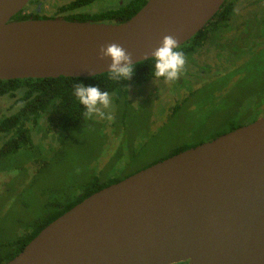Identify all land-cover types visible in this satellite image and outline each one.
Segmentation results:
<instances>
[{
	"label": "water",
	"instance_id": "obj_1",
	"mask_svg": "<svg viewBox=\"0 0 264 264\" xmlns=\"http://www.w3.org/2000/svg\"><path fill=\"white\" fill-rule=\"evenodd\" d=\"M225 0H146L118 22L11 19L0 0V79L89 77L121 46L132 62L178 46ZM264 264V114L94 191L3 264Z\"/></svg>",
	"mask_w": 264,
	"mask_h": 264
},
{
	"label": "rangeland",
	"instance_id": "obj_2",
	"mask_svg": "<svg viewBox=\"0 0 264 264\" xmlns=\"http://www.w3.org/2000/svg\"><path fill=\"white\" fill-rule=\"evenodd\" d=\"M38 1L42 14L50 15L73 0ZM117 2L93 0L72 12H96ZM28 5L25 11L34 9ZM207 41L177 80L132 87V103L101 108L113 110V126L92 114L72 134L53 135L38 123L32 143L0 159V255L32 222L74 199L88 181L106 182L140 170L181 142L204 140L230 121L244 124L263 115L264 0L242 14L234 8L230 21ZM189 76L196 77L193 85ZM7 98L0 97V119L17 109Z\"/></svg>",
	"mask_w": 264,
	"mask_h": 264
},
{
	"label": "trees",
	"instance_id": "obj_3",
	"mask_svg": "<svg viewBox=\"0 0 264 264\" xmlns=\"http://www.w3.org/2000/svg\"><path fill=\"white\" fill-rule=\"evenodd\" d=\"M37 1L38 0H29V3L36 5ZM91 1L93 0H73L70 3L60 5V7L56 9L57 11L64 12L65 14L63 18L67 20H88L92 22H106L113 20L124 21L131 17L146 2V0H123L120 4L118 3L113 7L100 9L96 12H72L74 9L84 6ZM236 1L237 0H225L203 28L198 30L190 39L178 46V50L183 52L185 56V61L191 59L194 53L205 46L206 43H209L207 38L211 36L214 31L229 22L233 15ZM28 4L15 13L11 19L57 18L54 16L41 15L35 12L34 9L27 12L25 10L30 8V5ZM66 12L68 13L66 14ZM153 66V57L135 62L133 76L129 80L120 81L111 79L109 71L89 77L60 75L58 77L46 78L29 77L0 79V97L8 96L6 102H8L9 107L17 106L14 113L0 119V137L4 138L0 145V159L3 156L17 151L21 147L32 143V133L33 135L37 133L34 129L36 128V125H39L40 123L49 134L53 133V135H55L62 131L65 135L72 134L76 127L87 116H89L85 107L79 103L74 94L75 86L80 81L86 86H96L102 91L108 92L111 97V103L127 105V103H132L128 98V94L132 87L142 88L153 80L167 81L162 77H154ZM103 112L104 116L100 118L107 120L109 123L107 124L113 126V110L109 109ZM90 117L92 119V115H90ZM252 120H248L244 124L251 122ZM227 124L228 126L226 128L211 133L209 137L204 140L179 143L167 154L154 159L146 166L188 147L212 139L242 125L243 123L240 124L230 121ZM38 132L42 134L39 137H42L43 133L41 131ZM35 137L37 136L35 135ZM44 137L45 136H43L42 139H44ZM135 171L122 176H115L106 182H98L94 179L88 181L74 199L62 206H56L50 209L43 216L32 222L26 232L9 242L7 244L8 250L3 255H0V264H3L14 257L23 246L40 231V229L71 206L81 201L84 197L108 184L134 173ZM174 264H186V262H177Z\"/></svg>",
	"mask_w": 264,
	"mask_h": 264
},
{
	"label": "clouds",
	"instance_id": "obj_4",
	"mask_svg": "<svg viewBox=\"0 0 264 264\" xmlns=\"http://www.w3.org/2000/svg\"><path fill=\"white\" fill-rule=\"evenodd\" d=\"M101 57L110 58V78L113 80H129L135 69V63L131 56L119 45L108 44L100 49ZM152 57L154 60L153 75L156 78H164L167 81H175L182 73L185 66V56L178 50L177 40L165 35L160 41ZM74 94L79 103L86 109L88 115L96 114L103 117L101 108L107 109L111 105V97L106 91L92 85H84L82 81L76 84Z\"/></svg>",
	"mask_w": 264,
	"mask_h": 264
},
{
	"label": "flooded vegetation",
	"instance_id": "obj_5",
	"mask_svg": "<svg viewBox=\"0 0 264 264\" xmlns=\"http://www.w3.org/2000/svg\"><path fill=\"white\" fill-rule=\"evenodd\" d=\"M119 2H117V4L119 3H122L123 1H120V0H118ZM259 0H237L236 2H235V8H236V11L237 12H239L240 11V14H242V12H245L249 7H251V6H253L256 2H258ZM243 4H245L247 7H245ZM241 5H243L242 7H241ZM32 6V5H31ZM33 7H34V5H33ZM42 6H41V1H38L37 3H36V5H35V7H34V10H35V12H37V13H39V14H41V15H43L42 14V8H41ZM32 9V8H31ZM30 9V10H31ZM41 12V13H40ZM68 12H66V14H67ZM236 13V12H235ZM62 14V15H61ZM64 12H61V11H57V12H55V14L54 13H51L50 15H46V16H54V17H60V18H63V16H64ZM230 21V20H229ZM106 22H118V21H115V20H113V21H106ZM219 55H221V54H219ZM220 58H222L221 56H220ZM187 60H191V59H187ZM223 61V60H222ZM189 64V63H188ZM194 64H196L195 63V61H194ZM199 67H202V66H199ZM203 67H208V66H203ZM209 70H210V67H209ZM190 73V72H189ZM195 74H197V73H195ZM201 75H205V71H204V68H201ZM192 76H194V75H192ZM192 76H189L190 78H188V82L190 83L191 82V84L193 85V83H195L194 82V79L196 78V77H192ZM195 76H198V75H195ZM201 78H203V76L201 77ZM178 83H180V82H178ZM264 114V113H263Z\"/></svg>",
	"mask_w": 264,
	"mask_h": 264
}]
</instances>
